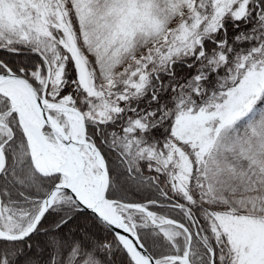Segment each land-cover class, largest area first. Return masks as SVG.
Returning a JSON list of instances; mask_svg holds the SVG:
<instances>
[{
    "label": "snow or ice",
    "instance_id": "6c2138e0",
    "mask_svg": "<svg viewBox=\"0 0 264 264\" xmlns=\"http://www.w3.org/2000/svg\"><path fill=\"white\" fill-rule=\"evenodd\" d=\"M0 264H264V0H0Z\"/></svg>",
    "mask_w": 264,
    "mask_h": 264
}]
</instances>
